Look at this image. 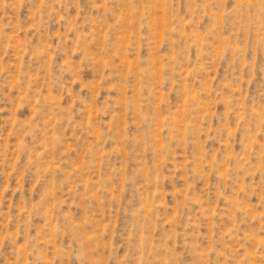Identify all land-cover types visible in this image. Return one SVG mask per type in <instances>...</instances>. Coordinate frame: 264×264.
Masks as SVG:
<instances>
[{"label": "rangeland", "instance_id": "rangeland-1", "mask_svg": "<svg viewBox=\"0 0 264 264\" xmlns=\"http://www.w3.org/2000/svg\"><path fill=\"white\" fill-rule=\"evenodd\" d=\"M0 264H264V0H0Z\"/></svg>", "mask_w": 264, "mask_h": 264}]
</instances>
